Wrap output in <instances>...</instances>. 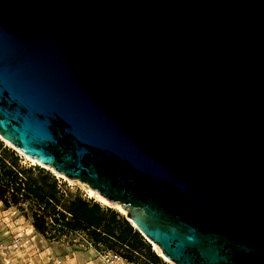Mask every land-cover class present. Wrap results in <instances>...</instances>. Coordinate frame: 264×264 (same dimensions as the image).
Listing matches in <instances>:
<instances>
[{
	"label": "water",
	"instance_id": "1",
	"mask_svg": "<svg viewBox=\"0 0 264 264\" xmlns=\"http://www.w3.org/2000/svg\"><path fill=\"white\" fill-rule=\"evenodd\" d=\"M0 139L174 264H264V0H0Z\"/></svg>",
	"mask_w": 264,
	"mask_h": 264
},
{
	"label": "trees",
	"instance_id": "2",
	"mask_svg": "<svg viewBox=\"0 0 264 264\" xmlns=\"http://www.w3.org/2000/svg\"><path fill=\"white\" fill-rule=\"evenodd\" d=\"M20 156L0 140V203L3 209L16 208L23 213L34 230L42 235L58 237L66 231L89 232L97 242L107 239L140 254L145 260L162 264L130 222L97 202L72 193L55 175L37 165L22 164ZM25 210H29L26 213Z\"/></svg>",
	"mask_w": 264,
	"mask_h": 264
},
{
	"label": "rangeland",
	"instance_id": "3",
	"mask_svg": "<svg viewBox=\"0 0 264 264\" xmlns=\"http://www.w3.org/2000/svg\"><path fill=\"white\" fill-rule=\"evenodd\" d=\"M2 142L20 156L22 164L41 167V165L32 162L19 150L13 148L5 141ZM44 169L54 175L49 169ZM58 179H60L72 193L80 194L85 199L97 202L105 211L106 215L109 214V212L105 209L109 208L117 212L119 216L125 218V215H122L112 205L103 204L95 197H89L85 184L61 176H58ZM25 212L29 213V210H25ZM132 227L137 230L133 225ZM86 233L89 239L92 238L89 232ZM138 233L143 238L145 244L149 245L150 251L158 256L153 251L151 243L140 232ZM16 237L20 239L18 243L14 242V238ZM95 249H112L124 254L130 252L124 246L110 239H107L106 242H97L93 239L92 246H88L81 237L71 231H66L58 237L51 235V233L43 237L34 230L31 223L23 217L21 211H18L14 207L8 208V210L3 209L0 203V264H54V259L57 256L62 258L64 264H101L96 256ZM139 253L145 254V251H138V253L137 251H133L131 255L133 258H137ZM161 262L162 264H170L163 259H161Z\"/></svg>",
	"mask_w": 264,
	"mask_h": 264
},
{
	"label": "built area",
	"instance_id": "4",
	"mask_svg": "<svg viewBox=\"0 0 264 264\" xmlns=\"http://www.w3.org/2000/svg\"><path fill=\"white\" fill-rule=\"evenodd\" d=\"M55 175V174H54ZM58 178L57 175H55ZM88 245L92 246V241L87 237L85 232H74ZM19 237L14 238V242L18 243ZM96 256L100 260L101 264H155L145 260L138 255L137 258H128L124 253L112 249H95ZM135 253V252H134ZM136 254V253H135ZM54 264H64V261L60 256L54 259Z\"/></svg>",
	"mask_w": 264,
	"mask_h": 264
},
{
	"label": "bare ground",
	"instance_id": "5",
	"mask_svg": "<svg viewBox=\"0 0 264 264\" xmlns=\"http://www.w3.org/2000/svg\"><path fill=\"white\" fill-rule=\"evenodd\" d=\"M29 160H31L32 162H35V163H37L35 160H33V159H30L29 158ZM37 164H39V163H37ZM40 165V164H39ZM42 166V165H41ZM44 167V166H43ZM45 168H47V169H49L50 171H52V169L51 168H49V167H45ZM56 174V173H55ZM57 176H61V175H59V174H56ZM61 177H63V178H65L64 176H61ZM86 188H87V194H88V196L89 197H95L99 202H101V203H103V204H106V205H112L117 211H119L122 215H125L126 214V212H125V210L121 207V205H119V204H113V203H110L106 198H104L103 196H101L100 194H98L97 192H95L94 190H92L91 188H89L88 186H86ZM130 221V220H129ZM131 222V224L137 229V227H136V225L132 222V221H130ZM138 230V229H137ZM150 243H151V245H152V248H153V251L161 258V259H163L164 261H166V262H168V263H170V264H174L173 262H171L169 259H167L165 256H163V254H162V252H161V250H160V248L156 245V244H154L153 242H151V241H149Z\"/></svg>",
	"mask_w": 264,
	"mask_h": 264
},
{
	"label": "crops",
	"instance_id": "6",
	"mask_svg": "<svg viewBox=\"0 0 264 264\" xmlns=\"http://www.w3.org/2000/svg\"><path fill=\"white\" fill-rule=\"evenodd\" d=\"M8 210V209H7ZM6 211V210H5ZM5 211H3V212H5Z\"/></svg>",
	"mask_w": 264,
	"mask_h": 264
}]
</instances>
